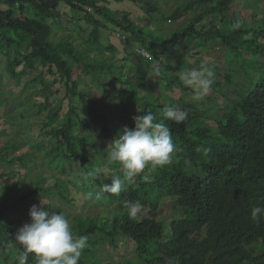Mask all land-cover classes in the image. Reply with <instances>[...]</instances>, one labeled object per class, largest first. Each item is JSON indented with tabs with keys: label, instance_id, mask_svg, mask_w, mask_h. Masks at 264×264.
Here are the masks:
<instances>
[{
	"label": "trees",
	"instance_id": "16d2710c",
	"mask_svg": "<svg viewBox=\"0 0 264 264\" xmlns=\"http://www.w3.org/2000/svg\"><path fill=\"white\" fill-rule=\"evenodd\" d=\"M129 1L136 3L148 18L137 22L126 12L111 10L107 0H0V58L5 60L0 73L7 75L11 86L23 83L21 95L38 85L42 89L40 92L35 89L34 95L47 92L42 97L44 101L31 104L39 113L46 112L42 127L48 128L45 133L48 141L55 142L42 153L47 168L55 172L53 185H46V176L35 175L33 183L23 188L18 179H14L13 184L3 183L5 177L0 173V250L11 253L10 264H18L16 257L20 250L14 234L25 224L23 214L42 196L51 199L59 195L64 203H69L64 192L72 186L84 196L92 193V198L87 200L93 207L105 205L118 209L112 217L103 211L104 216L97 212V215L72 218L73 231L88 237L79 264H98L101 259L98 248L115 249L117 239L133 249L141 264H164L168 259L175 264H264V219L259 223L251 219L253 207H264V68L260 69L252 88L238 97L236 83L223 76L227 70L222 66L217 69L215 63L209 64L213 71L215 69L214 80L218 77L225 80L226 88L218 91L220 94L231 88L237 90V99L227 100L229 105L225 109L231 107L230 110H225L216 122L215 135L205 126L195 103L153 96L142 87L148 64L153 62L162 66L156 73L165 83V91H188L177 75L187 68L162 64V58L169 59L178 51L197 55L214 42L223 43L236 52L241 43H248L247 53L264 51V15H259L261 26L251 29L252 35L243 40L249 31L233 30L223 15L229 6L233 7V14L243 10V0H217L210 8L203 9L202 4L213 0H185L183 7H176L169 15L163 13L157 0ZM260 3L259 8L264 6V0ZM185 18L188 19L181 21ZM215 20L228 23L227 28H216ZM167 21H181V25L167 34L153 26V23L160 25ZM81 22L86 27H82ZM62 24L72 30L84 29L85 39L79 44H74L69 37L53 42L52 27L60 29ZM111 29L128 34L131 43L149 55L143 58L133 53L137 62L132 75L113 73L111 83L116 85L115 98L118 102H127L135 116L146 112L157 114L158 121L169 126L179 149L170 164L154 170L145 168L133 181H126L119 194L103 193L101 186L111 181H104L101 174L92 179L87 173L105 166L113 171L112 176L122 177L120 166L107 162L109 147L99 155L95 140L99 145H103V141L110 144L125 125L110 109L92 107L85 90L81 89L83 76H89L100 87L101 80H108L106 73H112L111 56L102 55L98 63L90 58L97 51L103 33ZM105 50L113 55L115 47L108 42ZM78 68H81L80 73ZM47 77L51 79L49 82ZM135 79L141 83L135 85ZM54 84H59L63 90L52 107L49 98L58 94L51 89ZM1 94L10 111L15 104H21L20 98L8 100L10 93ZM64 101L66 110L62 112ZM2 102L0 99V106L5 105ZM167 106L186 110L187 119L179 124L163 120L162 111ZM126 127L132 129L134 125ZM41 143H36L40 151L44 148ZM8 145L4 143L0 147V172L15 162L24 169L26 155L9 157L8 152L15 150V146ZM85 148L94 149L98 154L87 165ZM74 162L79 163L82 175L75 176L71 171ZM19 172L11 170L8 176L14 177ZM64 172L71 176V182L64 183L58 177L56 180V176ZM97 193H100L99 199ZM162 199L170 200L173 208L182 210L179 219L168 223L166 232L158 219ZM128 202L142 205L136 218H130ZM28 264H35L32 255ZM107 264L133 262L124 259Z\"/></svg>",
	"mask_w": 264,
	"mask_h": 264
},
{
	"label": "rangeland",
	"instance_id": "374dc122",
	"mask_svg": "<svg viewBox=\"0 0 264 264\" xmlns=\"http://www.w3.org/2000/svg\"><path fill=\"white\" fill-rule=\"evenodd\" d=\"M157 1L159 2V6L165 15L171 14L176 7H183V5L186 3L185 0ZM216 1L217 0H213L212 2H209L207 4H202L201 9L210 8L211 5H213ZM239 2L240 1H238L237 3ZM243 2V10L239 11L238 13L235 11V13L233 14V7L229 6V10H226L223 15L227 18L226 21H228L230 25H232L236 21H239L241 24V27L239 29L249 31V34L243 37V40H247L249 39V36L252 35L251 29H256L257 27L261 26V23L259 22L261 16L259 15L260 13L264 15V13H262L264 12V6H261L259 8V5L261 4L260 0H243ZM107 3L108 7L111 10L126 12L131 16L133 20L137 22H143L144 19L148 18L146 14H144V12L140 9V7L132 1L107 0ZM187 19L188 18H185L181 21H186ZM181 21L174 23L172 21H167L162 22L160 25L153 23V26H158L162 34H167L169 31L173 32L174 30L179 29ZM222 21L218 22V20H215V27L219 29H226L228 23L223 24ZM80 24L82 27H86L82 22ZM62 25L63 27L60 29L52 27L51 40L53 42H57L69 37L74 44H79V42L85 39L86 34L84 32V29H81V31L77 30V28L72 30V27H70L69 25ZM123 35H125L126 37L123 38ZM108 42L113 44V46L115 47L113 55L105 50V46ZM238 46V52H236L231 47L223 43L214 42L207 49L199 50L197 55H190V53L178 51L176 55L169 59L165 57L162 58L164 60L162 64L165 63V65L171 66H183L187 69L199 67V65L203 62H207L211 65L212 63H215L217 69L222 66L223 69L227 70V73L223 76H226V79L228 81L236 83L235 87L237 88L238 93L236 92L237 90L235 88H231L224 91L223 95L220 94L218 91H223L224 88H226V85L224 83L225 80L221 77H218L214 80L210 92L200 100H196L193 98L191 89L183 92L174 89L173 92H167L164 90L165 83L162 81V79L158 78V74L156 73V70L160 69L162 66H159L158 64L153 62L148 64L149 67L147 68V76L145 78V81L143 82L142 87L144 89H147L153 96L161 97L163 95L174 100H182L187 103H195L197 112L202 115L205 126L209 129L211 134L215 135L216 122L221 118L222 114L225 113V110L226 112H228L231 108L230 107L225 109L226 106L229 105V102L227 100H235L237 99L236 93L239 97L241 94L251 89L252 85L256 83L259 77L260 69L264 68V51H261L260 53H247L245 50H247L248 43H241ZM138 48L139 47H137L136 44L131 43L128 34L117 33V31H112V29L109 31H105L103 33V37H101L100 39L99 47L96 48L98 53H96L97 51H95V53H92L90 55V58L92 62L98 63L102 55L103 57L111 56L113 61L112 65H114L112 68V73H106V77L108 78V80H101L100 87L97 86L89 76L82 77L84 86L82 85L81 89L85 90L87 97L92 102V107H94L95 109H110L115 117H117L118 120L121 121L125 126L134 125V111L130 109L127 102H118V100L115 98L113 93H115L116 91V85L114 83H111V77L113 76V73L115 75H117L118 73H122L123 76H130L133 74L137 62V60L135 59V54L133 53H138ZM124 57L125 60H123ZM0 62V71H3L2 63L5 62V60L3 58H0ZM180 63H182V65ZM80 72L81 68H78V73ZM3 73H0V99L5 103V105L0 106V147L4 143H8L9 145L13 144L15 146V150H10L8 152L9 157L11 158H15L19 154L26 155V166L24 169H22L20 164H18L17 162H15L13 166H6L2 169L0 173L3 172V177H5L3 178V183L10 182V184H13L14 179H18L22 181V187L25 188L28 184L33 183L35 175H42L44 177L46 176V185L51 186L53 185L55 179V172L47 168L46 161L42 159V153L45 149L49 148L55 142L53 140L48 141L49 137L45 135L48 128L42 127L43 123L45 122L44 116L46 112L39 113L36 106H34L33 108L31 104V102H34V104H38L40 103V101H44L42 97H44L47 92L45 91L39 96L37 94L34 95L33 92L35 91V89H37V91L39 92L42 89V86L38 85L33 89H27L28 94L21 95L19 94V92H21L20 90L23 87V83L20 82L19 84L11 86L12 84H10V82L6 78L7 75L5 76ZM47 80L49 82L51 80L50 77H47ZM134 83L135 85H138L141 83V80L135 79ZM216 83H218L219 86H217ZM51 89L58 92V94L52 95L49 98V103L52 105V107H55L56 99L62 93L63 88L59 84H54ZM1 93L5 95L6 93H10L8 100L20 98L21 104H15L14 110L10 111L6 104L5 97L1 96ZM161 99L162 98H160V100ZM124 106L126 109L124 108ZM65 110L66 101L63 102L62 112H65ZM8 114L10 115L8 116ZM4 119H6L5 121L8 124H5V121L3 122ZM24 127L26 128L25 130H23ZM40 142L45 143L44 145L42 143L40 144L44 146L41 151L36 148V143ZM95 145L100 151L99 155H102L104 150L109 147L108 142L105 141H103V145H99V141L95 140ZM85 150L86 153L84 154V161L87 165L98 154L94 151V149L85 148ZM99 168H101L102 179L104 181H111L110 177H112L111 173L113 171L105 166ZM11 170H13V172L15 173H17V171L20 172L14 177H9L8 174ZM71 171L75 176H80L83 174V170L79 166L78 162H74L71 165ZM145 173H147V171H145ZM65 174L66 173L64 172L59 176L57 175L56 180H58V177L64 183L66 181L71 182V176H66ZM64 194V196L67 197L69 203H64L59 195H56L51 199L47 198L46 196H42L37 199V203H35L36 201L34 203L35 205H38L41 200L44 205L48 206L50 211L56 213L63 212L65 216L70 220L71 224L72 218L77 215H97L98 212L99 215L101 214L102 216H104L103 211H105L108 217H112L118 212L116 206L106 207L105 205H102L99 207H93L91 204H89V201L84 198L85 196L82 193L75 192L72 186L71 188L69 187L68 192H64ZM181 212V209L177 207L173 208L172 202L170 200L162 199L160 201L158 219L163 224L164 232L167 231L168 223L171 220H176L181 217ZM22 219L24 220V223L29 222L28 212L23 214ZM117 244L118 246L115 249L109 246H102L98 248V255L101 257L98 264H107L109 261L117 263L123 261L124 259L132 261L133 264H141L139 262L140 260L137 258V254L133 251V249L124 246L120 239H117ZM10 261L11 253L5 250H0V264H10ZM164 264L175 263L168 259L165 260Z\"/></svg>",
	"mask_w": 264,
	"mask_h": 264
},
{
	"label": "clouds",
	"instance_id": "9594fccd",
	"mask_svg": "<svg viewBox=\"0 0 264 264\" xmlns=\"http://www.w3.org/2000/svg\"><path fill=\"white\" fill-rule=\"evenodd\" d=\"M232 29H239L241 24L236 21ZM178 78L188 89L193 98L203 99L211 90L215 73L207 62L199 67H193L179 72ZM187 111L180 107L167 106L162 111L163 120L177 124L187 119ZM134 127H124L108 145L107 162L118 164L121 175L110 177V184H103L101 191L109 194H119L124 190L125 182H131L145 168L164 167L172 162L173 154L179 149L173 142L169 126L158 121L157 114L146 112L133 117ZM101 174V168L87 173L88 177L96 179ZM109 178V177H104ZM2 194V192H0ZM87 193L85 199L92 198ZM100 193L96 194L99 199ZM130 218H136L142 205L139 202H128ZM29 222L23 224L14 234V241L20 250L16 257L18 264H28L32 255L35 264H79L83 250L87 247L88 237L77 235L70 220L63 212H52L40 200L38 205L29 208ZM251 219L257 223L264 219V207L251 209Z\"/></svg>",
	"mask_w": 264,
	"mask_h": 264
},
{
	"label": "built area",
	"instance_id": "2783aa9c",
	"mask_svg": "<svg viewBox=\"0 0 264 264\" xmlns=\"http://www.w3.org/2000/svg\"><path fill=\"white\" fill-rule=\"evenodd\" d=\"M138 53L141 54L143 58H149V55L145 50L138 49Z\"/></svg>",
	"mask_w": 264,
	"mask_h": 264
}]
</instances>
